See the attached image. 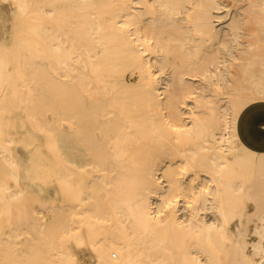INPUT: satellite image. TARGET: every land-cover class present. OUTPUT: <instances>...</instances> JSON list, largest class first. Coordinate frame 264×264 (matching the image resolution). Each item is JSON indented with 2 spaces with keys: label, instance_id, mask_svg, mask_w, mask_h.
<instances>
[{
  "label": "bare ground",
  "instance_id": "bare-ground-1",
  "mask_svg": "<svg viewBox=\"0 0 264 264\" xmlns=\"http://www.w3.org/2000/svg\"><path fill=\"white\" fill-rule=\"evenodd\" d=\"M263 123L264 0H0V264H264Z\"/></svg>",
  "mask_w": 264,
  "mask_h": 264
},
{
  "label": "crops",
  "instance_id": "crops-1",
  "mask_svg": "<svg viewBox=\"0 0 264 264\" xmlns=\"http://www.w3.org/2000/svg\"><path fill=\"white\" fill-rule=\"evenodd\" d=\"M253 124V123H252ZM264 124V123H263ZM254 128H256L257 129V127L254 125Z\"/></svg>",
  "mask_w": 264,
  "mask_h": 264
}]
</instances>
